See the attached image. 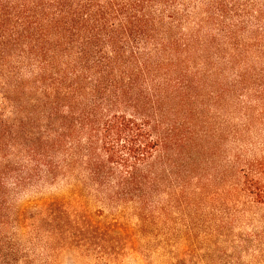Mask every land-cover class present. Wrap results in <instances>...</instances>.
<instances>
[{
  "label": "trees",
  "instance_id": "obj_1",
  "mask_svg": "<svg viewBox=\"0 0 264 264\" xmlns=\"http://www.w3.org/2000/svg\"><path fill=\"white\" fill-rule=\"evenodd\" d=\"M175 5L0 0V264H63L61 256L121 264L125 242L135 245L130 232L144 233L158 216L146 202L94 212L82 201L101 192L88 188H125L146 200L160 183L149 173L160 146L153 120L178 108L176 121L185 122L197 94L211 88L213 35L182 26ZM16 52L17 64H4ZM257 164L242 192L249 206L264 207V162ZM56 185L62 192L27 217L23 194ZM97 215L103 223L93 222ZM196 229L186 225L179 264L208 261L228 237L223 228L209 226L202 238Z\"/></svg>",
  "mask_w": 264,
  "mask_h": 264
},
{
  "label": "rangeland",
  "instance_id": "obj_2",
  "mask_svg": "<svg viewBox=\"0 0 264 264\" xmlns=\"http://www.w3.org/2000/svg\"><path fill=\"white\" fill-rule=\"evenodd\" d=\"M172 1L185 21L182 26H206L213 35L211 88L201 90L197 104L185 110L190 120L177 122L178 108L160 123L153 120L160 146L149 173L158 175L160 183L149 188L146 200L127 194L125 188H88L101 192L82 204L96 212L146 202L158 214L144 233L130 232L135 247L125 242L121 264H179L191 222L198 225L201 238L209 226L228 234L220 253L199 264H264V207L249 206L242 192L250 165L264 162V26H258L264 24V0ZM223 46L226 57L218 51ZM15 54L4 64H17ZM59 187L24 193L19 202L26 216L60 194L64 188ZM114 193L120 197H107ZM98 216L93 222L103 223ZM136 224L134 219L130 226ZM60 261L69 264L63 256Z\"/></svg>",
  "mask_w": 264,
  "mask_h": 264
}]
</instances>
